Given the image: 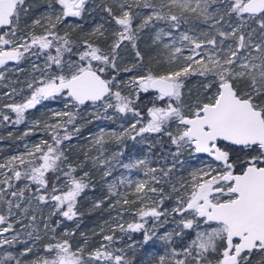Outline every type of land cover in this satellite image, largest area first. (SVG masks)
<instances>
[{
	"label": "snow or ice",
	"instance_id": "6c2138e0",
	"mask_svg": "<svg viewBox=\"0 0 264 264\" xmlns=\"http://www.w3.org/2000/svg\"><path fill=\"white\" fill-rule=\"evenodd\" d=\"M44 4L35 15L27 0H0V86L12 101L0 124L63 102L20 137L47 138L0 162V264H133L136 242L118 246L133 233L159 245L145 264H264V0ZM149 42L155 55L140 47ZM26 60L30 79L18 88L6 73ZM94 121L117 128L100 127L73 157L71 142ZM126 140L159 151L125 163ZM110 141L120 149L109 154ZM118 168L143 178L109 180ZM93 171L117 212L88 247L62 225L83 216Z\"/></svg>",
	"mask_w": 264,
	"mask_h": 264
},
{
	"label": "trees",
	"instance_id": "16d2710c",
	"mask_svg": "<svg viewBox=\"0 0 264 264\" xmlns=\"http://www.w3.org/2000/svg\"><path fill=\"white\" fill-rule=\"evenodd\" d=\"M99 2V0H97ZM27 3L31 5L30 12L33 14H39L40 10L42 9L40 0H27ZM45 6V5H44ZM23 23V21H22ZM89 19L86 20L84 27L88 28L90 25ZM149 43H141L140 47L141 49L147 53L155 55V52L153 49L149 47ZM16 67H23L25 69L24 72H15V71H9L6 73V75L13 81H19V83H16L15 86L18 88L25 87V81L30 79L29 77V71L31 70V62L30 61H23L19 66L15 65L14 62H10L9 68L15 69ZM195 78H193V81ZM4 83H7V81H4ZM5 90H8L2 86H0V97L2 98L3 92ZM12 102V101H7ZM0 101V106H1ZM58 107V109L56 108ZM50 109L52 110H63V102L61 101H46L43 105H38L35 109H30L29 112L26 114L29 117V120H26L25 123L20 125H11L7 122L0 124V143H4L6 146L10 147L11 152L12 151H19L24 149V144L28 143L33 140H36L40 135L43 136V138H47L45 133L34 130L33 133L29 134L28 136L24 137L23 139H20V137L23 136L24 132L28 130L29 127H31V124L29 123L30 120L33 119H48L51 115ZM9 115L13 116L14 114L8 113ZM100 127H105L108 129L117 128L116 124H112L110 121H94L91 124H86L85 127L82 129L81 136L77 139H74V141L81 142V150H80V157H82L84 148L88 147L89 141H87L90 137V134H95L99 131ZM11 133V135H9ZM126 146L124 148V156L121 158L123 162L127 163L130 160L140 159L144 158L146 156H152L153 159L155 158V155L158 153L159 148L153 149L151 153H149L148 144H139L135 141L126 140ZM117 146L115 151H118L120 149V145H117L115 142L110 141L106 144V148L108 150V153L110 154L113 152L112 146ZM15 149V150H14ZM73 149L71 150V155L73 156ZM93 155L96 154L95 152L92 153ZM79 155V153H78ZM74 157V156H73ZM79 157V156H78ZM0 161H1V153H0ZM192 166H195L193 161H190ZM197 164V163H196ZM185 170V174H186ZM128 175L131 179L136 178H143L142 173L138 172L137 170H132L131 173H128L127 171L118 168L116 172H114L113 177H109L108 179L111 180L115 176L121 175ZM92 178L95 182L94 187L86 190V192L82 195L79 208L83 212V216H81L78 221L76 222H66V224L62 225V227H67L70 230H75L76 236L74 237L75 241H81L82 236L80 235L81 229H89L96 220L100 218H104L106 214H108L110 211L115 212L117 209H109V204L112 202L110 200L105 199L108 195L107 193V185L106 183L100 179L99 172L93 171ZM165 191H169V189L166 187ZM129 198H133L131 195ZM104 200V203L101 204L99 208H94L93 204ZM170 203V202H169ZM169 203H166V207L169 206ZM130 207H137V205H131ZM101 213V215H99ZM77 222L79 223V228L76 227ZM18 227V226H17ZM169 229H171L172 225L167 226ZM59 231V230H58ZM160 231H163V229H160ZM117 236L120 235L119 232L116 233ZM132 240L136 242V247L132 250L128 251V256L133 259V264H145V261L147 260L149 254L156 250V248L159 247V245H156V248L153 247V242H149L148 245L142 244V234L141 233H133L132 234ZM124 243H132V241H129L127 237H125V241L121 242L118 246H123ZM97 243L94 241V238L92 241L89 242L88 247H93ZM19 247V246H18Z\"/></svg>",
	"mask_w": 264,
	"mask_h": 264
},
{
	"label": "rangeland",
	"instance_id": "374dc122",
	"mask_svg": "<svg viewBox=\"0 0 264 264\" xmlns=\"http://www.w3.org/2000/svg\"><path fill=\"white\" fill-rule=\"evenodd\" d=\"M40 2H42L40 4L42 7V9L40 10V12H41L43 10L45 4H44V0H40ZM36 15H39V14H36ZM97 19H98V17H97ZM89 21L91 24L93 23V20L89 19ZM5 91H8V90H5ZM21 99H22V97L19 95L15 97L16 102H20ZM0 101L3 104V103H6L7 101H11V100L8 97L3 95L2 98L0 97ZM2 104H1V106H2ZM56 108L58 109V107H56ZM40 139H43L42 135H40L36 140H33L32 143H31V141L28 142V144L31 145V144L37 143V142H39ZM87 141H89V139ZM79 143L82 145V143L78 142V141L71 142L72 148H74L73 149V156L74 157H78V156L80 157L81 146ZM89 147H90V145L84 149H87ZM116 148H117V146H115V145L112 146L113 151H115ZM24 151H25V149L11 152L10 147L6 146L4 143H0V153H1V161L0 162H6V160L9 157H11L12 155H18ZM78 153H79V155H78ZM193 163L196 166L199 162L193 160ZM116 212L117 211H115V212L110 211L108 214H106V216H104V218H100V219L96 220V222L89 229H84V228L81 229L80 235H81V233H83V234L87 235V237L89 238V242L92 241L94 238V241H96V243H98L101 240V235H100L101 228L105 229V232H107L109 226L116 222V219H115L116 218ZM99 215H101V213H99ZM132 219H134V216L131 213H124V220L125 221H130ZM106 222H108V223H106ZM82 239H83V236H82ZM131 241L135 242L133 240H131Z\"/></svg>",
	"mask_w": 264,
	"mask_h": 264
}]
</instances>
